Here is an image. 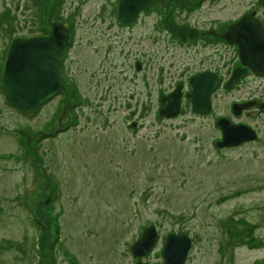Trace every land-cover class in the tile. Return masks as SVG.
I'll return each instance as SVG.
<instances>
[{
  "label": "rangeland",
  "instance_id": "obj_1",
  "mask_svg": "<svg viewBox=\"0 0 264 264\" xmlns=\"http://www.w3.org/2000/svg\"><path fill=\"white\" fill-rule=\"evenodd\" d=\"M113 1L0 0V264L154 263L158 246L143 260L131 251L151 225L159 241L189 237L186 264H264V74L227 86L241 63L220 28L252 10L264 22V5L169 0L118 28L105 19ZM55 11L74 27L61 122L75 123L59 130L61 92L20 110L1 83L10 41ZM203 70L218 84L202 113L185 93ZM179 84V112L160 114ZM220 117L256 137L221 148Z\"/></svg>",
  "mask_w": 264,
  "mask_h": 264
},
{
  "label": "water",
  "instance_id": "obj_2",
  "mask_svg": "<svg viewBox=\"0 0 264 264\" xmlns=\"http://www.w3.org/2000/svg\"><path fill=\"white\" fill-rule=\"evenodd\" d=\"M260 1L264 5V0ZM158 2L163 3L164 0H118L117 18L121 22L132 24L140 10L149 11ZM49 26V31L42 35L16 36L10 41L2 68L1 83L9 103L20 110L35 108L53 95L63 92L66 102L58 119L59 125L53 127L59 130L64 127L61 116L65 113V107L71 104L68 90L64 86L65 76L61 71L68 27L61 21H50ZM222 36L237 45L241 63V66L234 69L227 86H231L248 68L256 74H264V24L254 12H246L230 23ZM189 83L191 90L185 95L190 97L192 109L207 112L210 94L218 84V75L212 70H203L191 76ZM180 97L179 84L167 96L162 97L161 102L168 100V103L159 109V113L168 117L176 115L179 112ZM247 104L249 105L234 103L233 112L238 113ZM217 122L222 132L221 140L217 144L221 147L236 146L256 137V132L250 125L233 124L226 117H220ZM155 239V227L148 226L132 245L133 254L144 255ZM190 246L191 241L187 235H170L163 246L164 264H184Z\"/></svg>",
  "mask_w": 264,
  "mask_h": 264
},
{
  "label": "flooded vegetation",
  "instance_id": "obj_3",
  "mask_svg": "<svg viewBox=\"0 0 264 264\" xmlns=\"http://www.w3.org/2000/svg\"><path fill=\"white\" fill-rule=\"evenodd\" d=\"M39 3H43V0H37ZM186 0H182L181 1V3L182 4H187V2H185ZM193 3H196V2H198L199 4L198 5H200V3L203 1V0H197L196 2H195V0H191ZM114 2V4H113V6H112V8H111V12H110V14L109 15H107L106 16V20L108 19V17L109 16H112V18H113V22H110L109 23V25H111V26H114V27H118V28H127V27H129V25H132V24H134V23H132V24H127V23H124V22H121V21H119L118 19H116L117 17V2H118V0L117 1H113ZM169 0H164V2L163 3H161V2H158L155 6H154V8L153 9H157V8H165V7H169ZM261 2V1H260ZM262 4V3H261ZM153 9H151V10H153ZM142 11H145V10H140L139 12H138V14H137V18H138V16H139V14L142 12ZM188 11L189 10H187L186 11V14H185V16L186 17H188L189 18V14L190 13H188ZM35 12V11H34ZM42 12V11H41ZM58 12V11H57ZM250 12H254L253 10L252 11H250ZM255 14V13H254ZM59 12L57 13V17H54V18H51V17H45L46 19H47V22H45V20H40V22H39V25H38V29H36V30H34L33 28H31L30 30H29V32L27 33V35L26 36H32V35H42V34H44V33H47L48 31H49V29H50V26H49V22L50 21H52V20H60L59 18ZM51 18V19H50ZM137 18H136V20H137ZM187 18V19H188ZM66 20V19H65ZM61 21V20H60ZM62 22L63 23H65L66 25H67V27H68V30H69V34H73V32H74V27H73V25L70 23V22H64L63 20H62ZM121 23H123V24H121ZM230 23H232V21L231 22H228V21H226L225 23H223V24H221L220 26V28H221V34L222 33H224L225 31H226V29H227V27H228V25L230 24ZM262 23L264 24V22L262 21ZM37 26V25H36ZM210 26V25H209ZM197 33H200L201 31H202V29H199L198 30V28H193ZM66 52H67V48H66V51H65V54H64V57L66 56ZM64 57H63V60H62V63H61V70H62V67H63V64H64ZM250 70L249 69H247V71L246 72H249ZM62 72H63V70H62ZM63 74H64V76H65V87L67 88V85L69 84L70 86L71 85H73V83H72V81H73V79L72 78H68V77H66V75H65V73L63 72ZM68 90H72V92L73 91H75V89L71 86V88H67ZM62 93V95H64L63 94V92H61ZM69 97H70V95H69ZM66 100L64 99V102H65ZM72 102H73V104H75V101H74V99H72ZM77 118H79L78 117V115L76 116ZM80 119V118H79ZM72 123H75V121H72V122H70V124H72ZM64 124V123H63ZM70 124H64L65 125V127L64 128H66L67 127V125H70ZM54 133V131L52 132V134ZM221 135H222V132H221ZM178 234H181V233H175V232H169V233H165V236H164V238L162 239V241H159V234L157 233V235H156V239H155V242H154V244L152 245V247L144 254V255H142V256H139V257H137V256H135V261H137L138 259H141V260H143L144 258H146L148 255H150V253L152 252V250L153 249H156L157 248V246H158V252H156L158 255H160L161 256V259H160V261H155L154 263H147V262H143V261H139V262H142V263H147V264H164V262H165V260H164V257H163V254H162V251H163V246H164V244H165V242H166V240H167V238L170 236V235H178ZM131 251H132V249H131ZM189 251V250H188ZM132 254H133V252H132ZM188 254H189V252H187V255H186V258H185V261H184V264H186V261H187V258H188ZM51 257H53V256H51ZM142 257V258H141ZM48 258H50V251H49V257ZM138 263V262H137ZM136 263V264H137Z\"/></svg>",
  "mask_w": 264,
  "mask_h": 264
},
{
  "label": "bare ground",
  "instance_id": "obj_4",
  "mask_svg": "<svg viewBox=\"0 0 264 264\" xmlns=\"http://www.w3.org/2000/svg\"><path fill=\"white\" fill-rule=\"evenodd\" d=\"M52 8V7H51ZM70 9V8H69ZM55 10V9H54ZM50 13V12H49ZM52 13V12H51ZM55 13H56V11H55ZM44 14V13H43ZM57 14V13H56ZM48 16V15H47ZM47 16H45V17H47ZM51 16H53V15H51ZM117 17V16H116ZM53 18V17H52ZM51 19V18H50ZM55 19V18H54ZM63 19V18H62ZM116 19H118V18H116ZM64 20V19H63ZM60 21V20H59ZM62 21V20H61ZM121 24H123V23H121ZM222 38V37H221ZM232 45V44H231ZM238 49V48H237ZM240 64V63H239ZM240 80V79H239ZM227 81V80H226ZM189 82V81H188ZM182 85V84H181ZM215 92V91H214ZM209 109H210V106H209ZM219 141V140H218ZM219 147V146H218ZM221 148H223V147H221ZM157 232V231H156Z\"/></svg>",
  "mask_w": 264,
  "mask_h": 264
},
{
  "label": "trees",
  "instance_id": "obj_5",
  "mask_svg": "<svg viewBox=\"0 0 264 264\" xmlns=\"http://www.w3.org/2000/svg\"><path fill=\"white\" fill-rule=\"evenodd\" d=\"M57 1L59 2V4H61L63 0H57ZM59 18H62L60 13H59Z\"/></svg>",
  "mask_w": 264,
  "mask_h": 264
}]
</instances>
